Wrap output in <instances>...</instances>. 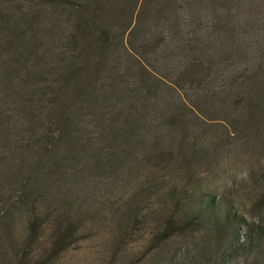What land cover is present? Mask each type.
Listing matches in <instances>:
<instances>
[{
	"label": "trees",
	"instance_id": "obj_1",
	"mask_svg": "<svg viewBox=\"0 0 264 264\" xmlns=\"http://www.w3.org/2000/svg\"><path fill=\"white\" fill-rule=\"evenodd\" d=\"M21 1L0 0V264L107 225L108 264H264L236 172L215 187L235 149L264 203V0ZM226 119L237 148L208 137Z\"/></svg>",
	"mask_w": 264,
	"mask_h": 264
},
{
	"label": "rangeland",
	"instance_id": "obj_2",
	"mask_svg": "<svg viewBox=\"0 0 264 264\" xmlns=\"http://www.w3.org/2000/svg\"><path fill=\"white\" fill-rule=\"evenodd\" d=\"M19 2L22 3L21 0H19ZM5 4L13 6L12 4H8L6 2ZM23 12H27V8H24ZM202 15H203L201 16L202 19L205 18L206 20L210 18H215V15L211 13H203ZM169 17L173 18L171 16ZM54 29H56V26H54ZM241 36H243L242 33ZM218 41H220V39H218ZM207 124H209L206 126L207 128H209L207 130L209 139L215 140V137H217V141H218L219 140L218 136H219L220 140H225L228 142L227 149H231L234 147L233 139L231 137L232 136L234 137L235 134L230 120L226 119L224 123L211 121L210 123ZM16 127L17 128L20 127L21 130L17 135L29 134L31 130L35 131L37 128L35 126L31 127L30 123L27 126L23 124H17ZM234 148H237V146H235ZM228 153L229 155H227V157L225 158V165H224L227 173L221 174L219 179L217 178V183L215 184L216 189L219 190L222 185L224 186L225 180L228 178L227 174L229 170H231L232 172H236L238 183L235 184H237L238 187L235 189V192L232 196L235 198V200L239 202L241 208L248 214L249 217L251 218L256 217L260 219L259 215H261L264 218V203L258 204L255 208H249V210H245L247 206H250V201L252 200V198L256 197V194L254 192L253 182L249 179H244L246 178L244 177V174L246 172H240L241 170L240 166L243 165L241 164L242 163L241 159L247 157V154H244L240 159L237 158V150L234 149V152H228ZM237 161L238 164H235V162ZM204 171H206V169ZM1 206L2 205L0 203V207ZM111 231L112 230L110 225H107L105 227H98V229L92 233V238L75 245L66 254L61 264H108V254L110 252L108 241H110L111 238V233H110ZM137 239L138 237H136V240ZM136 240L131 242V244H129L128 246L131 247L134 245L132 247L133 251H138L142 247V245L146 242V237L139 238L137 241ZM127 252L129 253L128 250ZM145 262L147 263V259L141 256V257H136L133 263L145 264Z\"/></svg>",
	"mask_w": 264,
	"mask_h": 264
}]
</instances>
